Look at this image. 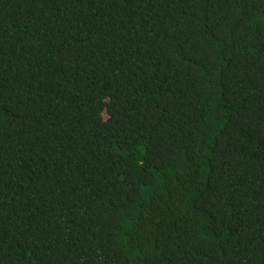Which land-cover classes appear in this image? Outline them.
<instances>
[{"label":"trees","instance_id":"obj_1","mask_svg":"<svg viewBox=\"0 0 264 264\" xmlns=\"http://www.w3.org/2000/svg\"><path fill=\"white\" fill-rule=\"evenodd\" d=\"M0 264H264V0H0Z\"/></svg>","mask_w":264,"mask_h":264}]
</instances>
